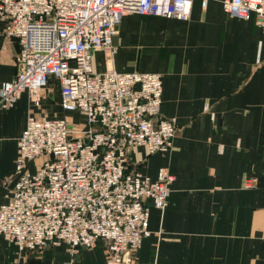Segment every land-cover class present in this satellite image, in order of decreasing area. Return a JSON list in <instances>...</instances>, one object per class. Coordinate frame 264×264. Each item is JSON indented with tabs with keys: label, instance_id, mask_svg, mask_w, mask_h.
Masks as SVG:
<instances>
[{
	"label": "crops",
	"instance_id": "1",
	"mask_svg": "<svg viewBox=\"0 0 264 264\" xmlns=\"http://www.w3.org/2000/svg\"><path fill=\"white\" fill-rule=\"evenodd\" d=\"M6 22L0 16V88L19 70L20 43L5 33ZM114 42L113 53L95 49L96 69L162 72L161 112L179 127L170 149L148 153L139 145L131 153V168L155 178L167 166L175 179L165 209L151 206V233L130 264H264V31L256 17L231 15L222 0L205 6L193 0L188 19L123 14ZM54 94L63 112L47 105ZM68 111L78 110L62 107L55 75L40 106L25 90L13 105L0 107V203L15 184L18 138L28 115L86 124L84 115L78 123ZM107 259L103 238L73 255L66 243L19 249L0 234V264Z\"/></svg>",
	"mask_w": 264,
	"mask_h": 264
},
{
	"label": "built area",
	"instance_id": "2",
	"mask_svg": "<svg viewBox=\"0 0 264 264\" xmlns=\"http://www.w3.org/2000/svg\"><path fill=\"white\" fill-rule=\"evenodd\" d=\"M222 3L231 15H254L264 31V0ZM192 7L193 0H0L5 33L20 43L19 70L0 88V107L13 105L25 90L40 106L55 75L62 107L86 118L79 125L28 115L15 184L0 203V234L19 249L66 243L77 255L103 238L107 264L131 263L151 233V206L165 209L175 179L167 166L155 178L131 168V153L139 145L148 153L170 149L179 127L161 112L162 72L100 71L94 51L117 50L114 37L128 11L188 19Z\"/></svg>",
	"mask_w": 264,
	"mask_h": 264
},
{
	"label": "rangeland",
	"instance_id": "3",
	"mask_svg": "<svg viewBox=\"0 0 264 264\" xmlns=\"http://www.w3.org/2000/svg\"><path fill=\"white\" fill-rule=\"evenodd\" d=\"M128 12H133V11H128ZM47 105L49 106L50 109H54V110H59L63 112L62 108H60V106L58 105V101H57V95L54 94L53 96H50V99L47 101ZM69 114H73L75 120L78 122V123H81L82 121V116L83 114H81L80 112L76 111V112H71V111H68Z\"/></svg>",
	"mask_w": 264,
	"mask_h": 264
}]
</instances>
